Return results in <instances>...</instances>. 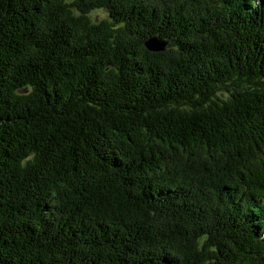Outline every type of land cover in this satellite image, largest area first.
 <instances>
[{
  "label": "trees",
  "instance_id": "16d2710c",
  "mask_svg": "<svg viewBox=\"0 0 264 264\" xmlns=\"http://www.w3.org/2000/svg\"><path fill=\"white\" fill-rule=\"evenodd\" d=\"M0 264H264V0H0Z\"/></svg>",
  "mask_w": 264,
  "mask_h": 264
},
{
  "label": "water",
  "instance_id": "95a60500",
  "mask_svg": "<svg viewBox=\"0 0 264 264\" xmlns=\"http://www.w3.org/2000/svg\"><path fill=\"white\" fill-rule=\"evenodd\" d=\"M167 43L156 37L150 38L144 42V47L149 52L160 53L166 50Z\"/></svg>",
  "mask_w": 264,
  "mask_h": 264
},
{
  "label": "rangeland",
  "instance_id": "374dc122",
  "mask_svg": "<svg viewBox=\"0 0 264 264\" xmlns=\"http://www.w3.org/2000/svg\"><path fill=\"white\" fill-rule=\"evenodd\" d=\"M90 17H91V20H102V19H106L107 18V14L102 11V10H99V11H95V12H92L90 14ZM221 97L222 96H226V93L225 92H219L218 93Z\"/></svg>",
  "mask_w": 264,
  "mask_h": 264
}]
</instances>
